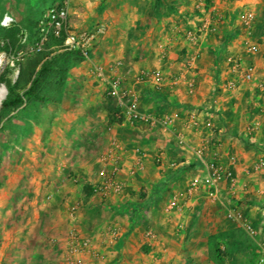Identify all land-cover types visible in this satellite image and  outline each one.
<instances>
[{
    "label": "rangeland",
    "instance_id": "obj_1",
    "mask_svg": "<svg viewBox=\"0 0 264 264\" xmlns=\"http://www.w3.org/2000/svg\"><path fill=\"white\" fill-rule=\"evenodd\" d=\"M199 1L204 2L69 0L72 30L101 28L102 32L90 59L74 64L57 92L50 88L49 103H27L1 120L0 264L94 263L93 256L70 253V245H79L103 217L86 208L103 201L93 184L108 138L130 133L123 112L128 106L124 84L130 81V70L139 73L145 68L141 62L154 58L165 40L182 38L196 27L193 20L200 14L194 5ZM53 2L58 0H0V88L6 91L2 100L8 84L27 88L42 64L29 48L35 22ZM5 16L12 19L6 25ZM98 67L104 80L97 74ZM116 79L121 87L112 94L109 83ZM210 201L199 213L188 210V222H181V227L171 223L161 230V224L145 223L156 230V241H144L138 251L133 247L117 263L257 264L254 240L226 218L228 209L241 205L223 208L220 214ZM254 209L264 216V203ZM214 212L218 214L213 216ZM256 226L262 231L264 218ZM132 243L136 246L139 240Z\"/></svg>",
    "mask_w": 264,
    "mask_h": 264
},
{
    "label": "crops",
    "instance_id": "obj_2",
    "mask_svg": "<svg viewBox=\"0 0 264 264\" xmlns=\"http://www.w3.org/2000/svg\"><path fill=\"white\" fill-rule=\"evenodd\" d=\"M204 2L212 9L216 32L200 37L198 57L193 55L196 47L174 36L162 43L154 58L141 62L146 64L142 70L161 72L160 87L151 81H139L138 73L131 70L130 81L124 84L129 92L127 105H134L143 114L171 115L174 123L167 132L130 123L129 134L108 138L97 170L106 156V175L112 176L119 190L98 189L102 203L86 208L88 213L93 210L92 214L103 215L94 231L85 235L83 243L87 244L81 245L82 254L93 256V264H143L138 260L117 262L133 247L138 251L144 241H156V230L148 229L145 223L161 224L163 230L171 223H187L188 210L199 213L209 199L207 191L201 188L188 195L187 188L191 180L205 176L206 161L231 167L235 176L234 191L230 193L221 184L218 201H210L215 203L212 209L222 214L223 208L239 204L255 224L264 218L254 209L264 203V166L259 170L252 167L259 159L264 161V94L257 87L264 83V0ZM245 10L255 15L251 34L241 22ZM247 44L256 45L258 51L250 54ZM232 56H239L244 64L251 63L254 74L251 81L239 82L237 89L228 90L224 82L234 77L228 62ZM177 75L195 78L194 94L187 95L182 83L172 84V77ZM194 113L197 126L189 128L186 124ZM116 125L120 129V123ZM137 159L139 167L135 166ZM94 181L95 188L103 183L98 173ZM172 197L177 198L181 210L177 206L168 210ZM86 220L91 221L87 216ZM114 228L120 235L111 242L108 232ZM137 239L135 246L132 242Z\"/></svg>",
    "mask_w": 264,
    "mask_h": 264
},
{
    "label": "built area",
    "instance_id": "obj_3",
    "mask_svg": "<svg viewBox=\"0 0 264 264\" xmlns=\"http://www.w3.org/2000/svg\"><path fill=\"white\" fill-rule=\"evenodd\" d=\"M68 6L69 0H62L59 6H55L47 9L40 17L37 25V36L34 43L29 48L31 54L44 52V51H77L84 60H89L91 56V51L93 48L94 41L101 34L102 29L96 28L92 31H74L69 27L68 23ZM196 12L200 14L197 21L198 24L194 29L187 30L183 34V39L192 45L193 48L196 47L194 51V57L197 58L199 55L198 45L199 39L202 35H209L216 32V20L212 15V9L203 1H199L194 5ZM12 19L5 16L3 19V24L6 25L10 23ZM241 22L244 28L247 30L248 34H251L254 23L255 15L250 10H245L241 15ZM247 50L250 54H254L258 51L256 45L247 44ZM22 56V53L19 54ZM230 64V71L234 75L232 78H228L224 82V87L228 90H234L239 82L251 81L253 79L254 69L251 63L244 64L239 56H232L228 59ZM187 68L190 67L188 64ZM186 68V69H187ZM99 77L104 80L103 70L101 67L96 68ZM137 79L139 81H151L155 87H160L163 82V76L159 70H142L138 73ZM182 83L185 87V92L187 95H192L196 91V80L194 77H189L187 79L174 76L172 77V84L174 86ZM110 90L112 94H117L121 87V81L116 79L109 83ZM258 90L264 94V83H258ZM128 90H124L123 94L128 96ZM125 119L131 124L141 126L148 129H158L163 132H167L171 129L174 118L171 115H149L137 112L134 105H128L126 108ZM197 114H191L190 120L187 122L189 128H195L197 126L196 120ZM181 141V138H180ZM234 161V158H231ZM106 162L107 157L101 158V168L98 170V176L103 180L101 186L96 187V190H101L105 187H112L114 190L118 191L119 186L115 184L112 176L106 175ZM141 165L140 159L135 161V166L139 167ZM206 174L201 178H194L190 181L187 194L190 195L196 192L198 189L205 188L208 194V198L212 201H216L219 197V187L221 184H225L230 193L234 191L235 187V176L234 171L229 166H222L216 161H206L204 162ZM171 166H175L171 163ZM264 166V161L259 159L253 164V170H259ZM177 198L172 197L169 204L168 210L176 208ZM181 210L180 206H177ZM226 218L231 222L237 224L241 229H243L246 234L251 237L257 247L258 259L257 264H264V229L261 231L257 228L256 224L252 222L245 212L241 208H230L226 212ZM181 227V226H179ZM108 235L111 242H115L120 235L118 229L114 228L109 230ZM82 241H79V245L75 246L74 243L70 245V253L73 255L82 254L81 245H86ZM73 264H84L81 260H75ZM157 264H169L168 262L160 261Z\"/></svg>",
    "mask_w": 264,
    "mask_h": 264
},
{
    "label": "trees",
    "instance_id": "obj_4",
    "mask_svg": "<svg viewBox=\"0 0 264 264\" xmlns=\"http://www.w3.org/2000/svg\"><path fill=\"white\" fill-rule=\"evenodd\" d=\"M61 2L62 0L53 2L49 8L59 6ZM44 12H42V14ZM42 14H40L38 20L34 24L35 33L32 44L36 39L37 25ZM35 54L42 58V64L31 79L29 86L19 90L10 84L7 85L8 94L0 103V123L4 115L27 103L33 101L49 103L52 99L50 88H54L55 92H57L59 87L64 84L70 68L81 60H84L77 51H44ZM122 119L123 117H121L117 123H121ZM89 191L92 192L91 189Z\"/></svg>",
    "mask_w": 264,
    "mask_h": 264
},
{
    "label": "bare ground",
    "instance_id": "obj_5",
    "mask_svg": "<svg viewBox=\"0 0 264 264\" xmlns=\"http://www.w3.org/2000/svg\"><path fill=\"white\" fill-rule=\"evenodd\" d=\"M5 94H6L5 88L1 87L0 88V102L4 98Z\"/></svg>",
    "mask_w": 264,
    "mask_h": 264
}]
</instances>
